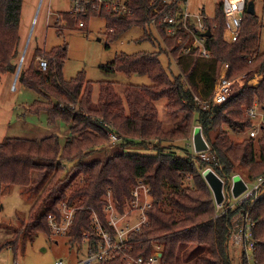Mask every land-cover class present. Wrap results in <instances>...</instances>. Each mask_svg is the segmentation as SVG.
Returning <instances> with one entry per match:
<instances>
[{
	"label": "trees",
	"instance_id": "16d2710c",
	"mask_svg": "<svg viewBox=\"0 0 264 264\" xmlns=\"http://www.w3.org/2000/svg\"><path fill=\"white\" fill-rule=\"evenodd\" d=\"M23 1L0 0L2 74L15 73L19 65ZM186 1L178 0L170 5L164 0H130L133 15L93 13L92 17L106 19L110 42L118 41L133 27L151 29V34L146 33L142 40L164 41L165 50L160 52L121 53L112 63L101 66L106 73L147 76L151 81L149 86L130 85L122 95L113 82H103L95 102L94 84L84 73L71 80L64 78L66 48L47 54L48 74L35 67V57L41 49L36 50L28 66L23 64L19 82L42 98L31 106L30 112L37 115L46 112L51 126L58 121L68 125L70 136L64 140L57 134L40 140L9 138L0 143V185L40 191L29 219L17 230L14 239L5 244L16 257L23 235L34 242L40 234H52L48 218L54 215L60 219V206L64 202L76 207L67 233L69 242L83 249L87 237L84 234L90 233L92 248L88 244V252L93 251L100 241L94 216L104 228L115 233L106 213L109 194L124 213L136 188L145 185L150 189L152 207L147 210L148 224L131 235L134 243L130 252L134 257L149 258L156 242L163 246L162 258L166 264H235L236 255L229 247L237 231L243 234L238 264H264V195L255 203L247 202L219 215L214 193L204 176L207 169H212L221 177L231 178L237 164L247 170L250 180L264 176V132L259 140L248 138L235 143L225 130L226 126L231 132L241 134L252 126L243 107H252L255 100L263 101L264 78L259 86L241 88L221 107L203 110L195 100V97H212L225 65L229 80L256 67L264 76L261 46L264 26L258 16L246 14L238 41L230 43L225 39V15L218 5L217 28L206 42L211 56L203 57L198 49L187 53L190 35L182 30L170 36L169 26L164 22L165 16L181 11ZM64 18L61 24L57 23L62 28L77 26L78 22L69 13H64ZM84 19L83 29L91 16ZM153 21H156L154 26ZM179 37H183L181 43ZM164 53L180 67L181 73L175 78L160 59ZM200 78L202 86L198 83ZM164 100L166 122L160 118L158 107ZM196 124L201 125L211 146L209 160L193 156L191 148L180 147L181 155L174 151L178 149L175 142L189 139ZM107 129L121 138L122 151L103 161L94 156L110 143ZM137 149L143 151L130 152ZM145 151L154 154L143 155ZM35 173L41 180H33ZM251 223H255L253 237L248 240L244 234ZM186 252L187 260H184ZM102 264L126 263L118 257Z\"/></svg>",
	"mask_w": 264,
	"mask_h": 264
},
{
	"label": "rangeland",
	"instance_id": "374dc122",
	"mask_svg": "<svg viewBox=\"0 0 264 264\" xmlns=\"http://www.w3.org/2000/svg\"><path fill=\"white\" fill-rule=\"evenodd\" d=\"M72 4L73 0L23 1L20 27L22 46L21 56L17 59V62L19 64L21 63L23 51L28 41L29 45L22 66L23 64L24 66L29 65L37 49H41V53L36 54V56L41 55L48 60L47 54L49 52L54 49L61 50L66 48L68 60L63 70L64 78L71 80L76 78L80 73H84L87 80L94 84L93 99L95 102L99 99L100 84L103 82H113L118 93L122 95L130 85H151V81L147 76L106 73L101 69V66L112 63L121 53L160 52L161 49L165 50L164 41L162 43L160 39L153 41L142 40V37L146 33L151 34V29L133 27L124 33L118 41L110 42V31L106 24V19L101 17L90 20L85 29H80L77 26L73 28H62L57 23L60 22L61 24L65 18L63 17L58 21L57 16H64V13H70ZM188 4L189 11L192 14L205 12L206 15L214 16L216 15L217 6H222V0H188ZM256 16L259 17L260 22L264 26V2L262 0L256 1ZM261 34V46L264 48V27ZM156 35L153 37H156ZM160 59L173 78L181 73L176 60H172L168 54H162ZM35 67H38L36 60ZM16 72L0 73V143L5 142L9 138L39 140L37 139V130H40L44 135L48 134L47 130H45L46 127L48 128L47 113L42 112L41 115H37L30 112L31 106L36 101H41L42 98L34 91L24 88L18 78L16 79ZM254 72L256 71L251 70L248 72L245 79H255V76H253ZM48 73L49 69L46 74ZM198 83L202 86L201 78L198 80ZM202 99H206V97L204 96ZM165 104V100L158 103L160 118L164 122H166L163 114ZM244 109L245 107H243V111H245ZM38 125L42 127L39 128L40 126ZM198 125L196 124L193 127ZM225 130L235 143H241L248 139L246 134L247 129L241 134L231 132L226 126ZM66 132L70 136L69 128ZM215 135V133L212 134V136ZM109 141L110 143L105 150L94 156V158H100L106 161L115 153L122 151L120 144L122 140L114 139L115 142H113L109 138ZM175 144H177L178 149L174 151L179 155L183 153L182 150H179L180 147L183 150L191 148L193 156L198 153L195 150L193 134H191L189 139L179 140ZM140 151L143 150L137 149L136 151L130 152ZM206 152L208 150L200 152V154H197V157L202 158V155L208 156L207 160H209L210 151L208 153ZM142 154L153 155L154 151H145ZM66 167L69 168V165L66 164ZM233 173L232 175L236 174L246 176L247 178L250 177L247 170L239 164H237ZM228 177H231V175ZM33 180H41L40 175L35 173ZM24 190L23 187L19 186L8 187L0 185V264H56L60 260L66 264H77L86 259L88 253L87 243L85 242L83 249H80L77 245H71L67 234L60 235L53 232L49 236L47 234H40L35 238L34 242L28 237L24 238L23 235L17 257L11 248L5 247L6 243L14 239L17 230L29 219L33 202L40 193L39 190L33 192ZM244 190V183L240 177H236L233 195L239 198ZM242 242V232L236 231L230 240L229 247L236 255L235 264L240 262ZM187 253L185 254L184 260H187Z\"/></svg>",
	"mask_w": 264,
	"mask_h": 264
},
{
	"label": "built area",
	"instance_id": "2783aa9c",
	"mask_svg": "<svg viewBox=\"0 0 264 264\" xmlns=\"http://www.w3.org/2000/svg\"><path fill=\"white\" fill-rule=\"evenodd\" d=\"M177 1L178 0H164L166 4L170 5ZM250 1L255 3L256 8L257 0H222V9L225 15V39L228 42L235 43L238 41L245 15L248 14L247 8ZM262 1L264 2V0ZM181 9V11L179 10V12L173 15H167L164 17V22L169 26V35L175 36L178 32L181 33L182 30H184L186 34L190 35L191 39V44L187 48V53H191L194 49H198L203 57L209 58L211 53L207 48L206 42L208 37L205 36V33L208 30H211L212 35L214 34V31L217 28V16H209L206 15L205 12L192 14L189 11L188 0ZM103 12L118 16L133 15V10L130 7V0H73L69 14L73 20L78 22L77 27L83 29L86 26V21L84 19L86 16H91L90 20H92L93 18H96L92 17L93 13L101 14ZM63 17V15L57 16V20L59 21ZM153 22L155 23L156 21ZM154 25H156V23L153 24V26ZM155 28L154 31L156 32ZM178 41L181 43L183 37H179ZM25 57L26 54L25 56H22V63L25 61ZM35 60L38 63V70L47 73L49 69L48 60L41 55L36 56ZM253 70L256 71L253 74L255 79H245V74L236 79L229 80L226 77L228 65H225L216 81L212 97L206 100L195 97L197 105L203 110H207L210 107H221L230 97L237 94L244 86H259L264 76L260 73L259 67H256ZM253 80L258 81V84H252ZM244 110L245 116L252 121V126L246 131L247 137L259 140L264 132V99L263 101L255 100L252 107H245ZM198 126L201 127L200 125ZM106 132L113 142H115L114 139L121 140V138L110 129H107ZM197 154L194 156H197ZM202 158L207 159L208 156L202 155ZM217 176L223 183V201L218 203L215 200L219 215L227 213L235 206L247 202L255 203L264 195V176L257 180H250L246 176L236 174L231 178L221 177L218 174ZM236 177H240L245 185V190L240 194L239 198H236L233 195ZM108 200L109 203L106 206V213L109 225L115 230V233L113 234L110 230L104 228L100 219L97 216H94V226L96 227L97 236L100 238L98 248L96 247L93 251H89L86 259L77 264H102L110 262L118 257H120L126 264H166L162 258L163 246L159 243L153 242L152 254L149 258H145L144 256L134 257L130 252L133 250L134 243L131 236L132 233L140 231L144 225L148 224L149 218L147 210L152 207L149 187L139 185L136 188L133 193L130 207L124 213H121L118 210L112 200L111 194H109ZM75 210L76 207H69L67 202L62 203L60 206V212L62 214L61 218L58 219L54 215H50L48 218L52 232L60 235L67 234L72 225ZM254 225L255 223H251L246 228L244 236L248 240H251L253 237L252 227ZM84 235L85 237L87 236L85 242L87 245L89 244V249L92 248L90 246V233L89 236L88 233H85ZM56 264L66 263L60 260Z\"/></svg>",
	"mask_w": 264,
	"mask_h": 264
},
{
	"label": "water",
	"instance_id": "95a60500",
	"mask_svg": "<svg viewBox=\"0 0 264 264\" xmlns=\"http://www.w3.org/2000/svg\"><path fill=\"white\" fill-rule=\"evenodd\" d=\"M247 13L250 14V15H256L255 3L253 1L249 2L248 8H247ZM205 36L211 37L212 36L211 30H208L205 33ZM28 45H29V41L27 42L26 48L23 51V56H25V54H26ZM21 68H22V61H21V63L18 66V69H17V72H16V79L19 77V74L21 72ZM193 141H194L196 152L200 153L202 151L209 150V143L205 139V136L203 134L202 128L199 127V126L196 127L195 130H194ZM204 176H205V179H206L207 183L212 188V191L214 193L216 202L221 203L223 201V193H222L223 192L222 191L223 190V183H222L221 179L211 169H207L205 171V173H204Z\"/></svg>",
	"mask_w": 264,
	"mask_h": 264
},
{
	"label": "crops",
	"instance_id": "0c3cea01",
	"mask_svg": "<svg viewBox=\"0 0 264 264\" xmlns=\"http://www.w3.org/2000/svg\"><path fill=\"white\" fill-rule=\"evenodd\" d=\"M38 126H40L39 128L42 127L41 125H38ZM68 128H69V132H70V127L68 125L62 123L61 121H58L53 126H51V125L48 124V128L46 127V129H45V130H47V133L48 134H45L44 135V133H41L40 130H37V132H36L38 134V138L37 139L40 140V139H43V138H45L47 136H50L52 134H57V135H59L64 140L68 136L67 135L68 132H66ZM39 133H41V134H39Z\"/></svg>",
	"mask_w": 264,
	"mask_h": 264
},
{
	"label": "bare ground",
	"instance_id": "6f19581e",
	"mask_svg": "<svg viewBox=\"0 0 264 264\" xmlns=\"http://www.w3.org/2000/svg\"><path fill=\"white\" fill-rule=\"evenodd\" d=\"M252 84H258V81L253 80V81H252Z\"/></svg>",
	"mask_w": 264,
	"mask_h": 264
}]
</instances>
